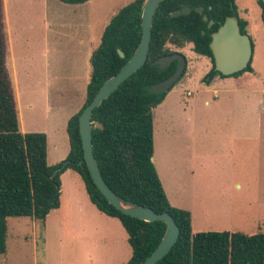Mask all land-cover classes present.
<instances>
[{"label": "rangeland", "instance_id": "1", "mask_svg": "<svg viewBox=\"0 0 264 264\" xmlns=\"http://www.w3.org/2000/svg\"><path fill=\"white\" fill-rule=\"evenodd\" d=\"M131 1L95 0L92 8L101 22ZM8 4L16 60L7 52V68L10 73L15 63L22 103L33 106L23 108L24 116L34 118L39 129L49 102L58 107L53 113L62 115L81 97V89L73 90L69 81L71 40L53 35L47 40L41 22L45 0ZM236 5L253 41V71L212 78L208 56L191 43L169 45L186 57L187 66L153 109L155 167L171 203L192 207L193 233H264V23L259 0H236ZM62 151L50 145L48 164L55 165ZM61 183V206L44 223L28 216L7 219V251L0 264H125L132 249L119 220L95 207L76 171H64Z\"/></svg>", "mask_w": 264, "mask_h": 264}, {"label": "trees", "instance_id": "2", "mask_svg": "<svg viewBox=\"0 0 264 264\" xmlns=\"http://www.w3.org/2000/svg\"><path fill=\"white\" fill-rule=\"evenodd\" d=\"M62 1L84 3L88 0ZM143 1H131L106 25L101 43L91 56L92 71L85 103L67 123L69 153L64 160L49 165L47 134L22 133L19 129L15 70V78L11 80L6 59L4 5L0 0V255L7 251L9 217L28 216L44 222L52 209L60 208L61 174L67 169L81 176L88 197L96 208L117 218L125 228L132 249L126 264L142 263L161 242L166 231L165 222H148L125 214L110 204L99 190L84 160L79 129V116L84 108L102 84L118 73L138 48L142 39ZM259 4L264 23V1L259 0ZM186 6L192 9L189 14L171 16V12ZM199 6L203 7L202 14L195 10ZM205 14L208 21L203 19ZM229 15L239 16L236 0L162 1L154 15L146 63L93 111L94 153L106 183L133 202L158 213H170L180 227L178 240L157 264H264V233H193L191 212L170 203L152 160L155 148L153 109L164 101L168 92L152 93L149 89L173 75L178 61H173L164 69L151 63L174 53L169 45L184 48L191 43L195 52L211 59L212 78L215 75L226 77L215 70L210 42L212 32ZM209 20L214 21L211 28L208 27ZM239 24L241 31L247 33V20L239 17ZM118 49L124 52V58L119 55ZM246 71H253L251 63L231 76L237 77Z\"/></svg>", "mask_w": 264, "mask_h": 264}, {"label": "water", "instance_id": "3", "mask_svg": "<svg viewBox=\"0 0 264 264\" xmlns=\"http://www.w3.org/2000/svg\"><path fill=\"white\" fill-rule=\"evenodd\" d=\"M164 0H144L141 7L142 39L131 58L118 73L108 78L100 87L92 101L84 108L79 116V129L83 143L84 160L90 171L91 177L108 202L125 214L148 222L163 221L166 224L165 234L157 248L140 264H157L171 250L180 235V227L175 218L168 212L158 213L154 209L133 202L116 193L104 180L93 147L92 121L93 111L103 100L115 92L119 86L132 74L138 71L147 61L152 39L153 19L160 3ZM191 7L186 6L181 10L171 12V16L189 14ZM195 10L202 14L203 7ZM204 21L208 16L203 15ZM214 21L209 20L211 28ZM210 48L214 57L215 70L225 76H231L248 67L252 62L254 52L253 41L248 33L241 31L238 15H229L219 28L211 34ZM119 55L124 58L125 54L118 49ZM178 61L177 70L165 80L153 84L149 91L152 93L168 92L172 86L183 76L187 66L186 57L175 51L172 54L162 56L153 61L151 65H158L164 69L173 61ZM80 164L82 163L79 162ZM54 200V199H53Z\"/></svg>", "mask_w": 264, "mask_h": 264}, {"label": "crops", "instance_id": "4", "mask_svg": "<svg viewBox=\"0 0 264 264\" xmlns=\"http://www.w3.org/2000/svg\"><path fill=\"white\" fill-rule=\"evenodd\" d=\"M94 1L95 0H88L84 3H68L62 0H45V7H44L45 15L44 17H42L41 22L43 26L45 27V32L47 33L46 38L47 40H49L50 35H53L55 38H57V40H63V39L71 40L69 46L73 54H71L70 56H73V57L70 62L72 66V71L69 77V81H71V88L73 90H76V89L79 90L80 88L82 91L80 99L77 101V104L74 106V108L69 113L62 114V115H59V113L54 114L53 111L55 107L51 105L53 103L49 102L50 110L47 116L45 117V123L44 125L38 126L39 129H37L34 118H29L27 116H24L23 108L32 109L33 106L28 105V104L23 105L22 103V98H21V94H20L19 86H18L19 79L17 76V71H16L17 68H16L15 63H14L15 68L10 70V74H12L11 80L14 79L13 71L15 70V77H16L15 79H16V84H17L19 100L17 99L16 93H15V99H16V107H17V113H18L20 132L22 133L45 132L48 137V150H49L50 145H52L53 150H64L61 152L57 163L64 160L67 157L69 150H70L69 136L67 133L68 120L82 108L86 100V90H87L88 83L90 81L91 71H92L91 56L94 50L98 48L101 43V38H102L103 31L106 25L109 23L111 18L116 14V13H112V15L108 17L110 19H107L106 21H101V22L98 21V15L96 11L93 10L92 8ZM3 5H4L5 29L8 30L7 31V35H8L7 36V52H8L7 58L9 59L10 57H12L14 60H16L14 39L12 36V22H11V17H10L8 0H3ZM67 15L68 16L70 15V16L66 18ZM59 45L60 44L57 43L56 47L58 48ZM48 51L49 50L47 49L46 53H48ZM7 63H8V60H7ZM59 80H60V77L55 76L56 83ZM12 84H13V81H12ZM47 85L48 87L50 86L49 81H47ZM13 88H14V84H13ZM240 91H245V90H240ZM206 103L209 104L208 101ZM154 147H155V131H154ZM154 152H155V148H154ZM152 160L155 165L157 163V160L155 159V157H153ZM158 174L161 179V182H163L161 173L158 172ZM162 184L164 187V182ZM173 206L183 208L178 205H173ZM183 209H186V208H183ZM186 210H189L191 212L192 230H193V225H194V220H195L193 209L192 207H188V209ZM31 219H34V218H31Z\"/></svg>", "mask_w": 264, "mask_h": 264}]
</instances>
